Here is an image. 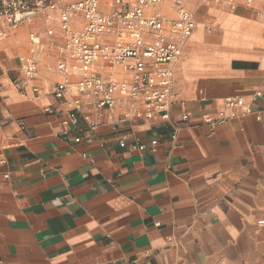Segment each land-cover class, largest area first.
<instances>
[{
  "label": "crops",
  "instance_id": "crops-1",
  "mask_svg": "<svg viewBox=\"0 0 264 264\" xmlns=\"http://www.w3.org/2000/svg\"><path fill=\"white\" fill-rule=\"evenodd\" d=\"M182 4L196 28L166 121L148 120L142 100L99 108L78 94L79 76L58 69L74 61L60 53L57 11L0 38V264H264V0ZM157 10L176 18L174 0ZM36 46L38 76L26 81ZM230 97L250 113L232 117Z\"/></svg>",
  "mask_w": 264,
  "mask_h": 264
},
{
  "label": "built area",
  "instance_id": "built-area-1",
  "mask_svg": "<svg viewBox=\"0 0 264 264\" xmlns=\"http://www.w3.org/2000/svg\"><path fill=\"white\" fill-rule=\"evenodd\" d=\"M164 1L0 0V21L5 22L0 38H6L9 32L25 24H31L39 14L52 21V13L57 11L59 25L66 38L60 53L74 61L71 64L68 59L62 60L58 69L65 75L79 76L76 84L78 94L86 96L99 108H113L117 95L142 100L148 120L159 118L166 121L177 98L172 92L174 65L181 60L196 22L193 14L183 7L182 0H174L176 18L168 20L157 10ZM226 1L234 5L239 0ZM254 1L246 0L249 4ZM79 16H82L84 25L81 31H74L73 21ZM48 34L53 35V31L49 30ZM106 37L113 38V41H105ZM36 39L35 34L30 35L32 44L36 43ZM40 51L38 46L33 47L30 54L22 59L26 81L38 76ZM117 68L130 74L131 80L118 82L106 72ZM18 87L23 90L24 86ZM67 92L66 83L54 88L57 98H64ZM82 106L81 100L73 101L65 125L78 123ZM224 108L231 112L232 117L237 116L239 109L244 114L250 113L240 97L227 98ZM188 119L187 115L183 117L184 121ZM172 138L176 139V134ZM74 140L79 142L80 138ZM157 144V141H152L153 147ZM121 146L125 147V143L122 142ZM139 149L143 151L147 145L142 144ZM3 178L7 179L8 175Z\"/></svg>",
  "mask_w": 264,
  "mask_h": 264
},
{
  "label": "rangeland",
  "instance_id": "rangeland-1",
  "mask_svg": "<svg viewBox=\"0 0 264 264\" xmlns=\"http://www.w3.org/2000/svg\"><path fill=\"white\" fill-rule=\"evenodd\" d=\"M75 21L79 22V24H83V22H84L82 16H79L78 18H76ZM20 31L23 32L24 30H19L18 32H20ZM24 57H26V56H24Z\"/></svg>",
  "mask_w": 264,
  "mask_h": 264
},
{
  "label": "bare ground",
  "instance_id": "bare-ground-1",
  "mask_svg": "<svg viewBox=\"0 0 264 264\" xmlns=\"http://www.w3.org/2000/svg\"><path fill=\"white\" fill-rule=\"evenodd\" d=\"M25 25H26V24H25ZM25 25H24V26H25ZM21 29H22V28H21Z\"/></svg>",
  "mask_w": 264,
  "mask_h": 264
}]
</instances>
